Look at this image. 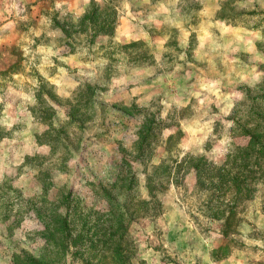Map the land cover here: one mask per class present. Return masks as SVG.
Listing matches in <instances>:
<instances>
[{
	"label": "rangeland",
	"instance_id": "374dc122",
	"mask_svg": "<svg viewBox=\"0 0 264 264\" xmlns=\"http://www.w3.org/2000/svg\"><path fill=\"white\" fill-rule=\"evenodd\" d=\"M124 3L0 0V264H264V0H180L186 48L179 29L142 23L161 4L174 15L169 0ZM209 20L233 31L208 29L200 48ZM66 215L84 236L67 249Z\"/></svg>",
	"mask_w": 264,
	"mask_h": 264
},
{
	"label": "clouds",
	"instance_id": "9594fccd",
	"mask_svg": "<svg viewBox=\"0 0 264 264\" xmlns=\"http://www.w3.org/2000/svg\"><path fill=\"white\" fill-rule=\"evenodd\" d=\"M145 2L147 3L148 0H145ZM249 2H250V0H249ZM83 3L85 5H87V4L90 3V0H83ZM178 3H180V0H169V4L172 6L173 11H175V5L178 4ZM14 6L15 5H13V7ZM240 6L244 7L245 5L241 4ZM56 7L60 8L61 4L58 2L56 4ZM123 7H124V9H128L129 8V4L127 3V0H125V3L123 5ZM83 12H84L83 8L79 9L76 12V14H75L74 20L78 21L79 17L83 14ZM161 13L165 14L163 21H160V20L157 19V16L160 15ZM200 15L201 16H210L211 13L209 12V10L207 8H205L200 13ZM185 22H186V18H181L178 11H175V14L173 15L172 12L169 11V8L165 7L163 4H161L159 6V11L149 14L148 17H147V20L146 21H142V23H149V24L156 23L157 25L160 24V23H166V24H168L171 27H175V28L179 29L180 32H181L180 45H181L182 48H186L187 47L188 36L190 34L189 30H186L184 28V23ZM213 27H217V28H219L221 30V36H223L226 33H229L231 31H233V29H231L230 27L226 26L224 24V22H222V21H216L215 24H213L211 22V20H209L206 24H202L201 27H200V32L203 33V35L199 36L200 48L204 47V42H205L206 38H211L212 34L208 31V29L213 28ZM192 31H195V29H192ZM34 34L38 36L40 33L37 31ZM49 35H55V33H49ZM250 35H255L257 39L260 38L259 33H250ZM146 36H147V34L145 33V37ZM168 38H169L168 36H165L164 39L159 41V46L161 47L162 50H163V44L167 41ZM237 38L239 39L240 37L238 36ZM117 40H119V36L117 37ZM29 43H31V41H29ZM248 43L251 44V41H248ZM215 46L219 47V45H215ZM37 51H39L41 53H45L41 64L37 65L41 75H43L46 79L50 80V82L52 84H56L57 86H59L60 83H61V80L58 79V78H55V77H50L48 72L45 70L46 67H53L54 66L52 64V60L50 59V57L57 55V53L52 50V47H48V48L40 47ZM29 52H30V49L28 47H25L24 48L25 56L29 55ZM60 59H64V58L61 57ZM179 59L184 60L185 59L184 54H180L179 55ZM157 61H159V56H157ZM65 63H68V61L65 60ZM177 67H179V66H177ZM59 73H60L61 76H66L67 75V72H66V70L64 68H60L59 69ZM88 75H91V73H88ZM253 79L254 80H258L259 76L257 75ZM30 83L33 85V87H38L39 86L38 81H36L35 79L31 80ZM218 83H219L218 81L211 82V83H201L200 88L204 92H212L213 94H218L219 93V88L217 87ZM63 94L67 95V93H63ZM192 95H195L197 98H199L200 95H201V92H193ZM232 95L237 97V98H242V94L238 93V92L233 93ZM25 99L29 100L32 103H35V99H34V97L32 95L25 96ZM225 99L228 101V103H227L226 107L224 109H222V111H223L224 115H228L230 110H231V108H232V106H233L232 97L231 96L225 97ZM200 102H201V104H203L204 100H201ZM162 103L165 104V109H166L165 112L162 113V116H166L167 115V109L171 108L172 105H171V103H169L167 101H162ZM176 103H177L178 107L183 106L179 102H176ZM210 125H211V121H209L208 124H205L204 128L197 129V130L198 131H204L206 129V131L208 133H210L212 131ZM10 126L11 125H9V127ZM227 126L231 127L232 126V122L231 121L227 122ZM186 130H190V129H186ZM222 143H227V138H225V140L222 141ZM182 147L186 148L187 146H182ZM245 242L249 243V244H251V243H260L259 241H249L246 238H245Z\"/></svg>",
	"mask_w": 264,
	"mask_h": 264
},
{
	"label": "trees",
	"instance_id": "16d2710c",
	"mask_svg": "<svg viewBox=\"0 0 264 264\" xmlns=\"http://www.w3.org/2000/svg\"><path fill=\"white\" fill-rule=\"evenodd\" d=\"M196 168H197L198 171H200L199 170V166H196ZM198 175H200V172H198ZM235 207L236 206L233 204L230 207L231 209L230 210H227L228 212L224 216V221H225L224 226L227 229H229V227L231 226V222H232V220H233V218L235 216V212H234L235 211V209H234ZM127 213L128 212H126V214ZM129 218H130L129 220H132L133 219V214H130L129 215ZM58 221H59L60 226H61L60 229L62 230V231L60 230L59 232H60V234H63V237L60 238V240L61 239H67V241H68L67 246H63L64 244H63V242H61V245L63 246V248L67 249V247L71 243L72 244H75V245L78 244V243L81 244V245L83 244V243H81L82 241H84V236L83 235L78 234V235L75 236L74 240H72V234H71V232L66 231L67 228H68V226L70 225L69 224V217L67 215L64 216V217L59 216ZM126 223H128V221H126ZM56 232H58V231H56ZM65 233H68V234H65ZM115 251H116L115 254H119L118 249H116ZM20 258L23 260V262L25 264H41V262H39V260H41V258H36L34 256H30V255H26V254L20 256Z\"/></svg>",
	"mask_w": 264,
	"mask_h": 264
}]
</instances>
